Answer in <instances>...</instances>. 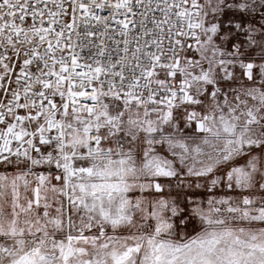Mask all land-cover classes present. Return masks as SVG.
I'll return each instance as SVG.
<instances>
[{"label":"snow or ice","instance_id":"6c2138e0","mask_svg":"<svg viewBox=\"0 0 264 264\" xmlns=\"http://www.w3.org/2000/svg\"><path fill=\"white\" fill-rule=\"evenodd\" d=\"M0 264H264V0H0Z\"/></svg>","mask_w":264,"mask_h":264}]
</instances>
